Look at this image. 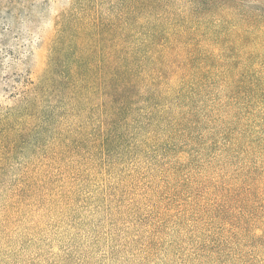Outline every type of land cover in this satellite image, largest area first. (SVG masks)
Returning <instances> with one entry per match:
<instances>
[{"label":"trees","instance_id":"1","mask_svg":"<svg viewBox=\"0 0 264 264\" xmlns=\"http://www.w3.org/2000/svg\"><path fill=\"white\" fill-rule=\"evenodd\" d=\"M53 36L0 106V150L144 155L143 252L264 264V0H77Z\"/></svg>","mask_w":264,"mask_h":264},{"label":"rangeland","instance_id":"2","mask_svg":"<svg viewBox=\"0 0 264 264\" xmlns=\"http://www.w3.org/2000/svg\"><path fill=\"white\" fill-rule=\"evenodd\" d=\"M75 5L0 0V106L13 104L22 80L42 66L57 44L58 15ZM29 141L0 150V264H168L163 246L142 250L157 184L144 155L93 149L48 160ZM20 187L24 198L15 196ZM175 251L169 264H179Z\"/></svg>","mask_w":264,"mask_h":264}]
</instances>
